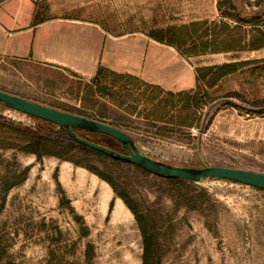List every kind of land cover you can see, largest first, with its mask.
Segmentation results:
<instances>
[{
    "label": "rangeland",
    "instance_id": "1",
    "mask_svg": "<svg viewBox=\"0 0 264 264\" xmlns=\"http://www.w3.org/2000/svg\"><path fill=\"white\" fill-rule=\"evenodd\" d=\"M84 1L86 17L98 10L107 30L137 34L131 43L137 76L174 93L181 86L193 89L196 68L226 62L230 53L182 56L149 39L151 30L206 21L195 28L205 42L226 36L214 23H241L231 35L239 38L250 24H259L257 18L264 20V0ZM241 58H264V50ZM246 70L223 80L220 92L203 99L197 111H181L177 105L155 121L139 113V103L132 115L108 106L107 122L128 133L146 157L196 169L201 168L198 129L206 114L203 161L264 173V83L243 75ZM86 83L61 69L0 56V91L51 109L75 113ZM0 113L14 124L35 126L18 112ZM184 122L193 127L187 129ZM78 134L122 151L106 136ZM40 153L38 160L0 148V264H141L142 231L153 251L152 264H264L263 190L208 179L178 186L177 200L169 193L168 179L140 168L67 153L51 141L42 144Z\"/></svg>",
    "mask_w": 264,
    "mask_h": 264
},
{
    "label": "trees",
    "instance_id": "2",
    "mask_svg": "<svg viewBox=\"0 0 264 264\" xmlns=\"http://www.w3.org/2000/svg\"><path fill=\"white\" fill-rule=\"evenodd\" d=\"M256 21L259 24H250L247 33L244 32L242 35H238L239 38H233L231 35L233 32L241 30L243 27L241 23L237 22L233 26L228 25L226 22H220L218 25L214 23V27L223 30L226 36L212 41L206 40L205 42L199 40L203 36L197 35L195 28L198 25L206 24V21L191 22L183 26L155 28L148 33V38L159 44L175 48L182 56L192 57L219 53H230V55L226 62L221 64L196 68L195 87L176 93L165 91L161 87L147 83L138 77L99 67L95 76L84 84L85 94L79 100L82 107L76 110L75 113H70L92 118L117 128L114 121L107 122L109 120L106 113L108 106L115 109L125 108V113L132 115V112L135 111L134 103H139L143 107L139 113L143 114L145 119L151 118L158 121L161 116L167 113L168 108L172 109L177 105H181V111L188 112L191 109L197 111L201 108L203 99L211 100L216 93L220 92L223 80L242 72L246 68L248 70L243 72V75L247 73L248 77H251L255 83L260 81L264 83V58H241L242 53L264 50V20L257 18ZM211 46L214 48H210ZM141 88H145L142 94L140 92ZM212 90L214 95L209 94V91ZM135 91L140 93L137 98H134ZM130 100L132 104L129 103ZM96 107L98 110L95 112L94 108ZM0 109L8 108L0 104ZM27 117L35 123L34 127H23L14 124L6 120L0 113V148L2 150H20L34 155L39 160L41 159L40 148L42 144L51 141L67 153L77 151L100 161L138 168L131 163L113 159L78 144L67 135L64 129L50 122L30 116ZM183 126L189 129L193 127V123L184 122ZM78 132L80 130L77 131V134ZM167 181L170 195L174 199H180V193L176 194V190L178 186H183L186 182L177 179H168ZM142 236L143 254L141 264H152L153 251L149 245L148 235L145 231H142Z\"/></svg>",
    "mask_w": 264,
    "mask_h": 264
},
{
    "label": "crops",
    "instance_id": "3",
    "mask_svg": "<svg viewBox=\"0 0 264 264\" xmlns=\"http://www.w3.org/2000/svg\"><path fill=\"white\" fill-rule=\"evenodd\" d=\"M79 1L0 0V56L61 69L84 81L91 80L99 67L138 77L131 49L137 34L107 30L100 11L86 17L88 4ZM123 45L127 51L124 58Z\"/></svg>",
    "mask_w": 264,
    "mask_h": 264
},
{
    "label": "water",
    "instance_id": "4",
    "mask_svg": "<svg viewBox=\"0 0 264 264\" xmlns=\"http://www.w3.org/2000/svg\"><path fill=\"white\" fill-rule=\"evenodd\" d=\"M0 104L8 110L50 122L64 129L72 140L90 150L131 163L144 171L165 179H177L187 183H198L208 179L223 180L264 191V173L210 166L203 161L200 154V139L206 122V114L200 123L196 144V155L201 163V168L194 169L171 166L146 157L135 147L133 138L128 133L95 119L51 109L3 91H0ZM78 130L111 138L118 143L122 151L118 153L83 138L77 134Z\"/></svg>",
    "mask_w": 264,
    "mask_h": 264
},
{
    "label": "built area",
    "instance_id": "5",
    "mask_svg": "<svg viewBox=\"0 0 264 264\" xmlns=\"http://www.w3.org/2000/svg\"><path fill=\"white\" fill-rule=\"evenodd\" d=\"M25 116V115H24Z\"/></svg>",
    "mask_w": 264,
    "mask_h": 264
}]
</instances>
